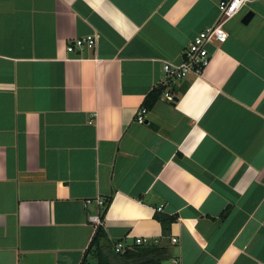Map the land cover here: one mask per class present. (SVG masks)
Listing matches in <instances>:
<instances>
[{
  "label": "crops",
  "instance_id": "obj_1",
  "mask_svg": "<svg viewBox=\"0 0 264 264\" xmlns=\"http://www.w3.org/2000/svg\"><path fill=\"white\" fill-rule=\"evenodd\" d=\"M217 3L0 0V264H96L99 226L131 249L161 242L157 216L169 262L264 264V1L134 121Z\"/></svg>",
  "mask_w": 264,
  "mask_h": 264
},
{
  "label": "built area",
  "instance_id": "obj_2",
  "mask_svg": "<svg viewBox=\"0 0 264 264\" xmlns=\"http://www.w3.org/2000/svg\"><path fill=\"white\" fill-rule=\"evenodd\" d=\"M264 0H218L217 7L219 11V20L213 26L200 32L194 39L188 44L187 48L183 51L182 61L179 66H174L169 63H163L162 73L164 80L159 83L157 87H165L175 81L181 80L189 75L199 76L208 66L210 62V53L207 49L209 45L214 43H223L227 39V32L225 29L226 23L241 14L250 5ZM96 47V38L93 35H89L83 38L75 39L72 43L66 46L67 53H74L77 50L87 48L92 50ZM161 98L168 99L170 102L173 101V97L166 93L162 94ZM148 110L141 106L134 117V121L137 124L143 125L146 123V115ZM92 201H86L88 205ZM94 203L97 207L104 209L105 203L96 198ZM161 211V208H158ZM102 214V213H101ZM100 221L98 224H101ZM171 243L176 244V239H171ZM148 244L147 239L137 238L134 241V245L145 246ZM126 249L122 242H117L114 247L116 254H121Z\"/></svg>",
  "mask_w": 264,
  "mask_h": 264
},
{
  "label": "trees",
  "instance_id": "obj_3",
  "mask_svg": "<svg viewBox=\"0 0 264 264\" xmlns=\"http://www.w3.org/2000/svg\"><path fill=\"white\" fill-rule=\"evenodd\" d=\"M165 89L157 87L152 90L143 101V105L148 111L153 108L155 103L161 98ZM111 203V198L105 203V208L102 211L101 218H104L106 210ZM159 221L162 231L161 242L145 246L133 245L131 249H125L123 253L116 254L113 251L112 244L108 243L103 229L99 226L96 230L95 237L89 246L88 252L91 251L96 264H118L119 261L126 264H164L161 257L164 258L169 252L170 247H166L165 241L169 236V229L175 217H156ZM117 255L118 259L112 258L110 255ZM84 264V262H83ZM120 264V263H119Z\"/></svg>",
  "mask_w": 264,
  "mask_h": 264
},
{
  "label": "water",
  "instance_id": "obj_4",
  "mask_svg": "<svg viewBox=\"0 0 264 264\" xmlns=\"http://www.w3.org/2000/svg\"><path fill=\"white\" fill-rule=\"evenodd\" d=\"M253 16H254L253 12H251V11L247 12L246 15L242 18L241 24H243V25L249 24V22L251 21ZM176 101H177V98L174 97L172 102H176Z\"/></svg>",
  "mask_w": 264,
  "mask_h": 264
},
{
  "label": "rangeland",
  "instance_id": "obj_5",
  "mask_svg": "<svg viewBox=\"0 0 264 264\" xmlns=\"http://www.w3.org/2000/svg\"><path fill=\"white\" fill-rule=\"evenodd\" d=\"M249 8V7H248ZM245 9L244 11L246 12L247 10H250V9ZM251 8V7H250ZM155 245V244H154ZM166 247H169V244L167 245L166 244ZM91 258H93V255L91 254ZM94 259V258H93ZM161 260H162V262L164 263V264H174L173 263V261L171 260L170 262H169V260H167V255L166 256H164V258L163 257H161L160 258ZM123 264H126V263H123Z\"/></svg>",
  "mask_w": 264,
  "mask_h": 264
}]
</instances>
